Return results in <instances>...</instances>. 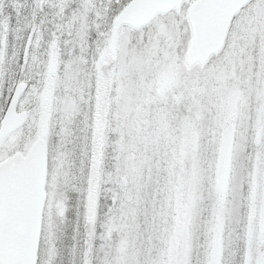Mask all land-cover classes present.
Returning <instances> with one entry per match:
<instances>
[{"label":"snow or ice","instance_id":"obj_1","mask_svg":"<svg viewBox=\"0 0 264 264\" xmlns=\"http://www.w3.org/2000/svg\"><path fill=\"white\" fill-rule=\"evenodd\" d=\"M66 258L264 264V0H0V264Z\"/></svg>","mask_w":264,"mask_h":264},{"label":"rangeland","instance_id":"obj_2","mask_svg":"<svg viewBox=\"0 0 264 264\" xmlns=\"http://www.w3.org/2000/svg\"><path fill=\"white\" fill-rule=\"evenodd\" d=\"M69 215L74 218L75 214L74 213H70ZM72 243H73V241H72V229H71V234H70L69 231H68V228H67V236H66V238L64 240V244H66L68 246H71ZM65 264H68V259L67 258H66Z\"/></svg>","mask_w":264,"mask_h":264},{"label":"flooded vegetation","instance_id":"obj_3","mask_svg":"<svg viewBox=\"0 0 264 264\" xmlns=\"http://www.w3.org/2000/svg\"><path fill=\"white\" fill-rule=\"evenodd\" d=\"M71 229H72L71 226H69L68 227V231H69L70 234H71Z\"/></svg>","mask_w":264,"mask_h":264}]
</instances>
